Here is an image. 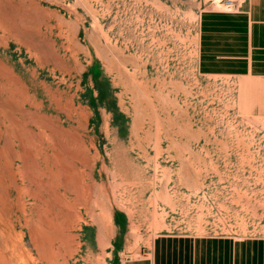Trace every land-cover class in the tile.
<instances>
[{
	"label": "rangeland",
	"instance_id": "374dc122",
	"mask_svg": "<svg viewBox=\"0 0 264 264\" xmlns=\"http://www.w3.org/2000/svg\"><path fill=\"white\" fill-rule=\"evenodd\" d=\"M225 1L0 0V264L264 236V114L201 65Z\"/></svg>",
	"mask_w": 264,
	"mask_h": 264
},
{
	"label": "crops",
	"instance_id": "0c3cea01",
	"mask_svg": "<svg viewBox=\"0 0 264 264\" xmlns=\"http://www.w3.org/2000/svg\"><path fill=\"white\" fill-rule=\"evenodd\" d=\"M202 70L235 77L238 103L264 114V0L205 14ZM120 264H264V236L162 233Z\"/></svg>",
	"mask_w": 264,
	"mask_h": 264
},
{
	"label": "built area",
	"instance_id": "2783aa9c",
	"mask_svg": "<svg viewBox=\"0 0 264 264\" xmlns=\"http://www.w3.org/2000/svg\"><path fill=\"white\" fill-rule=\"evenodd\" d=\"M236 1H233V0H227L224 2V5L227 9H234L236 7Z\"/></svg>",
	"mask_w": 264,
	"mask_h": 264
}]
</instances>
